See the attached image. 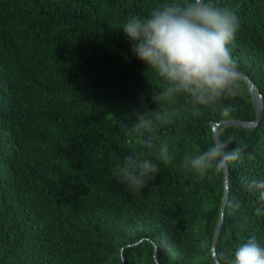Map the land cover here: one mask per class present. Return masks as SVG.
Here are the masks:
<instances>
[{
	"label": "trees",
	"instance_id": "obj_1",
	"mask_svg": "<svg viewBox=\"0 0 264 264\" xmlns=\"http://www.w3.org/2000/svg\"><path fill=\"white\" fill-rule=\"evenodd\" d=\"M172 2L0 0V264H216L225 170L201 179L180 164L215 142V122L257 120L244 79L237 97L221 101L234 107L228 118L220 106L193 110L176 99L175 116L159 126L173 162L154 161L159 171L141 192L112 174L132 150L144 151L121 123L142 100L157 107L160 83L120 27ZM212 3L238 17L230 53L264 99V0ZM219 136L242 141L255 159L228 166L217 255L251 234L264 246V216L246 186L264 178V113L256 126H222ZM234 198L241 209L231 208Z\"/></svg>",
	"mask_w": 264,
	"mask_h": 264
},
{
	"label": "clouds",
	"instance_id": "obj_2",
	"mask_svg": "<svg viewBox=\"0 0 264 264\" xmlns=\"http://www.w3.org/2000/svg\"><path fill=\"white\" fill-rule=\"evenodd\" d=\"M120 29L131 44L135 57L159 77L151 99V109L141 101L139 109L124 116L121 131L131 136L144 151L132 150L117 163L113 176L127 190L141 192L158 173V164H171L174 159L169 142L162 139L161 125H167L176 114L174 105L184 97L193 110L220 106L225 118L234 111L232 105H222L240 94L237 65L229 45L240 30L236 14L228 7H216L212 0H173L152 10L147 16L130 15ZM235 142L236 147L229 149ZM247 145L235 138L213 143L203 151L185 153L180 167L203 179L210 173L219 174L234 162L253 153H245ZM247 190L256 197L253 205L257 217L264 216V178H252ZM258 205V206H257ZM233 210L242 202L233 199ZM222 264H264V246L255 234L238 243L228 252L220 251Z\"/></svg>",
	"mask_w": 264,
	"mask_h": 264
},
{
	"label": "water",
	"instance_id": "obj_3",
	"mask_svg": "<svg viewBox=\"0 0 264 264\" xmlns=\"http://www.w3.org/2000/svg\"><path fill=\"white\" fill-rule=\"evenodd\" d=\"M238 76L242 79H244L248 85L249 89L252 95V99L255 105V108L257 110L258 118L256 121H245V120H237V119H223L220 120L219 122H216L213 124L212 129H213V136L215 139L216 143L221 142L220 140V127L222 126H242V127H254L256 126L259 121L261 120L263 113H264V99L261 90L256 86L254 81L244 72L241 70L237 69ZM225 179H226V190H225V199L222 205V212L219 218V221L217 223L216 229H215V234H214V239H213V246H212V256L215 260L216 264H222L218 258L217 255V243H218V238L224 223V218H225V208H226V198L227 195L229 194V167L225 169Z\"/></svg>",
	"mask_w": 264,
	"mask_h": 264
},
{
	"label": "bare ground",
	"instance_id": "obj_4",
	"mask_svg": "<svg viewBox=\"0 0 264 264\" xmlns=\"http://www.w3.org/2000/svg\"><path fill=\"white\" fill-rule=\"evenodd\" d=\"M219 122V121H218ZM216 123V122H215ZM220 129H221V127H220ZM225 190H226V187H225ZM228 197H229V194L227 195V198H226V204H227V199H228ZM224 199H225V197H224ZM224 202V201H223ZM226 209V208H225Z\"/></svg>",
	"mask_w": 264,
	"mask_h": 264
}]
</instances>
